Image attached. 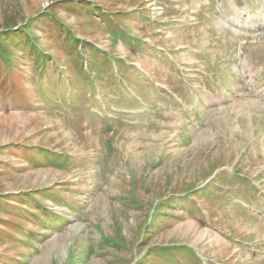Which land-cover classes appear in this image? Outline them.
<instances>
[{
  "label": "rangeland",
  "instance_id": "rangeland-1",
  "mask_svg": "<svg viewBox=\"0 0 264 264\" xmlns=\"http://www.w3.org/2000/svg\"><path fill=\"white\" fill-rule=\"evenodd\" d=\"M0 264H264V0H0Z\"/></svg>",
  "mask_w": 264,
  "mask_h": 264
},
{
  "label": "bare ground",
  "instance_id": "bare-ground-1",
  "mask_svg": "<svg viewBox=\"0 0 264 264\" xmlns=\"http://www.w3.org/2000/svg\"><path fill=\"white\" fill-rule=\"evenodd\" d=\"M241 14H243V15H245L246 13L245 12H242ZM237 20V19H236ZM235 21V20H234ZM237 22H238V20H237Z\"/></svg>",
  "mask_w": 264,
  "mask_h": 264
}]
</instances>
